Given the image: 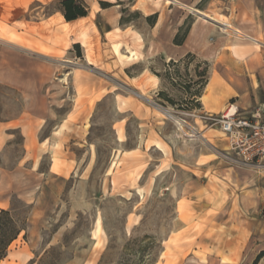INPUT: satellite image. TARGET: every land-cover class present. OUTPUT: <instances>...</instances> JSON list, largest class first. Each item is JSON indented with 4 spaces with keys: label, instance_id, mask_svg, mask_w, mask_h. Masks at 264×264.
Returning a JSON list of instances; mask_svg holds the SVG:
<instances>
[{
    "label": "rangeland",
    "instance_id": "374dc122",
    "mask_svg": "<svg viewBox=\"0 0 264 264\" xmlns=\"http://www.w3.org/2000/svg\"><path fill=\"white\" fill-rule=\"evenodd\" d=\"M18 27L0 34V208L25 230L0 264H177L185 250L174 233L190 218L176 202L186 168L226 149L192 96L203 94L210 62L191 53L172 64L151 50L147 59L104 39L67 50L56 19L32 25L38 38L29 23ZM130 64L127 75L146 69L138 82L122 72ZM152 74L160 86L150 93ZM256 256L248 264H264V249Z\"/></svg>",
    "mask_w": 264,
    "mask_h": 264
},
{
    "label": "crops",
    "instance_id": "0c3cea01",
    "mask_svg": "<svg viewBox=\"0 0 264 264\" xmlns=\"http://www.w3.org/2000/svg\"><path fill=\"white\" fill-rule=\"evenodd\" d=\"M53 1L60 0H0V34L6 27L23 32L18 26L29 23L31 37L38 38L32 25L41 31L56 19L58 32H67L72 39L67 50L77 45L87 50L88 39L96 50L104 39L110 49L144 50L147 59L150 50L164 61L194 53L211 64L199 98L202 112L217 116L232 103L241 117H250L256 110L264 117V0H81L88 7L84 17L65 21L59 7L37 16L39 8ZM190 7L218 18L219 23L200 19ZM185 28L183 41L176 44V34ZM131 37L138 41H127ZM1 44L0 50H6ZM131 66L122 72L138 82L146 69L127 75L125 70ZM148 78L153 82L151 93L160 86V78L153 74ZM185 173L176 202L185 201L183 212L190 218L181 219L174 233L185 250L177 264L250 263L264 249V167L217 157L205 162L196 159ZM203 217L205 223L200 222Z\"/></svg>",
    "mask_w": 264,
    "mask_h": 264
},
{
    "label": "built area",
    "instance_id": "2783aa9c",
    "mask_svg": "<svg viewBox=\"0 0 264 264\" xmlns=\"http://www.w3.org/2000/svg\"><path fill=\"white\" fill-rule=\"evenodd\" d=\"M200 118L217 125L225 137L227 145L220 153L222 159L242 166L264 167V117L259 110L250 117H241L231 103L217 116L203 112Z\"/></svg>",
    "mask_w": 264,
    "mask_h": 264
},
{
    "label": "trees",
    "instance_id": "16d2710c",
    "mask_svg": "<svg viewBox=\"0 0 264 264\" xmlns=\"http://www.w3.org/2000/svg\"><path fill=\"white\" fill-rule=\"evenodd\" d=\"M59 9L62 12L63 18L65 21H72L79 17H84L88 13V7L81 0H60L58 2ZM102 6L107 5L104 2H101ZM155 17V15L153 16ZM150 21V17L147 18ZM151 23V22H150ZM187 28L181 29L175 36L174 42L176 44H180L186 34ZM78 47V45H77ZM193 54L187 53L185 56L180 58L179 60L190 57ZM172 64L177 63L176 60H169ZM176 61V62H174ZM160 78V75L156 74ZM207 79H204V82L201 86L205 87L207 83ZM157 96L159 99L164 100L166 102L172 103L171 99L165 94L163 91L157 92ZM192 96H197L200 98V91H196ZM25 230V225L22 222H18L16 218L11 214V212L7 209L0 208V262L6 257L8 248L10 244L17 239L19 234ZM262 256V253H259L256 256V259H259Z\"/></svg>",
    "mask_w": 264,
    "mask_h": 264
},
{
    "label": "bare ground",
    "instance_id": "6f19581e",
    "mask_svg": "<svg viewBox=\"0 0 264 264\" xmlns=\"http://www.w3.org/2000/svg\"><path fill=\"white\" fill-rule=\"evenodd\" d=\"M190 10H195V9H193L192 7H190L189 8ZM238 33V32H237ZM240 33V32H239ZM172 59V58H171ZM214 81V80H213ZM209 86V85H208ZM208 89V88H207ZM210 90V89H209ZM208 96V95H207ZM204 101H206V100H204ZM176 122H177V124H179L180 122H178V120H175ZM181 124V123H180ZM181 126V125H180ZM191 136V135H190Z\"/></svg>",
    "mask_w": 264,
    "mask_h": 264
},
{
    "label": "water",
    "instance_id": "95a60500",
    "mask_svg": "<svg viewBox=\"0 0 264 264\" xmlns=\"http://www.w3.org/2000/svg\"><path fill=\"white\" fill-rule=\"evenodd\" d=\"M137 96H139V97H141V95L140 94H138V93H135Z\"/></svg>",
    "mask_w": 264,
    "mask_h": 264
}]
</instances>
